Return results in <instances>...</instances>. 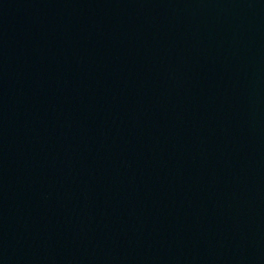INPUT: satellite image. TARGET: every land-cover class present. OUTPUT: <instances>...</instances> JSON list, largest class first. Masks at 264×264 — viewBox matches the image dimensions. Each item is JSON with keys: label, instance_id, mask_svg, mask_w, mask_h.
<instances>
[{"label": "water", "instance_id": "95a60500", "mask_svg": "<svg viewBox=\"0 0 264 264\" xmlns=\"http://www.w3.org/2000/svg\"><path fill=\"white\" fill-rule=\"evenodd\" d=\"M0 264H264V0H0Z\"/></svg>", "mask_w": 264, "mask_h": 264}]
</instances>
